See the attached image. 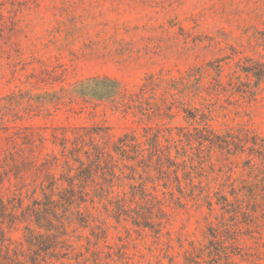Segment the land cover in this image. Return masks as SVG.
Returning <instances> with one entry per match:
<instances>
[{"label": "rangeland", "instance_id": "374dc122", "mask_svg": "<svg viewBox=\"0 0 264 264\" xmlns=\"http://www.w3.org/2000/svg\"><path fill=\"white\" fill-rule=\"evenodd\" d=\"M257 70H264V0H0V98L13 94L21 117L2 109L8 130L0 135L9 139L0 140V171L7 154L39 164L54 157L50 173L64 176L66 165L77 167L70 142L85 128L102 130L94 141L109 147L116 176L106 175L107 185L98 170L85 202L50 216L66 227L55 242L30 245L26 227L45 234L30 220L5 226L18 263L264 264V163L247 149L250 138L264 147ZM96 77L118 82L125 96H69ZM28 104L38 109L24 111ZM28 132L33 139L23 137ZM125 135L136 147L115 152ZM245 137L243 152L204 140ZM13 173L0 197L21 199L17 215L44 202V169L25 175L20 191Z\"/></svg>", "mask_w": 264, "mask_h": 264}, {"label": "trees", "instance_id": "16d2710c", "mask_svg": "<svg viewBox=\"0 0 264 264\" xmlns=\"http://www.w3.org/2000/svg\"><path fill=\"white\" fill-rule=\"evenodd\" d=\"M252 76L256 79V86L264 80V70L262 71H254L251 73ZM62 93H65V90H61ZM73 93V94H72ZM71 95L80 94L84 97L85 100L88 99V96H94L99 98H108V99H116L118 97H124L125 93L118 82L114 80H110L107 77L104 78H92L89 79L87 84H80L76 87L71 93ZM19 97L22 94L18 95ZM48 94H44V96H37V102L39 99L45 100V97ZM51 99V98H50ZM59 99V98H57ZM1 100L7 101V104L0 105V119L2 120L4 117V113L2 109H7L12 113V117L14 120H20L21 117L18 115L17 112H12V104H16L19 106L20 103L14 100V96L9 95L4 98H0ZM32 100L31 96H28V101ZM50 101V100H49ZM43 101L42 103H44ZM34 109H38L37 106H33V104H28L24 111L32 112ZM26 112V113H27ZM25 131H31V128L25 127L22 128ZM8 130L7 127L0 124V132ZM19 130V129H18ZM77 136L74 138L72 142H70V149L69 154L72 156V161L74 164H77V167L73 169L70 165L67 166V173L64 176H60L58 179L55 178L53 173H50V170L54 163L57 161L56 158L53 157V161H44L43 163H38L36 160L28 161L25 158L21 157L20 155L18 158L20 159L19 162L12 155H5L3 158V162L7 166V169H3L0 171V184L3 183L6 174L10 171H14L13 178L17 181L15 184L16 190L20 191L26 185L24 183V176L27 175L29 172H34L33 176L37 177L36 175L38 172H41L43 169L46 171V174L43 176V184H41L42 194L44 196V202L41 203L39 201H33L32 206H26L21 210L20 214L17 215L13 210L14 209H21V199H16L15 204L7 202L5 203L3 199L0 197V264H19L18 259L15 256V251L17 247L14 249L11 248L12 241L10 238L6 236L5 226L8 228L13 227L16 222H26L31 221L33 222L38 229L43 230L45 234H41L40 232L35 235L29 228H25L28 231L29 238L27 242L33 246H39L38 239L42 237H46L47 239L53 240L55 242L60 236L66 235V227L65 223L61 218L58 219H50L55 218L53 217L56 214V211L61 209L63 214L67 212V208L75 205V208H78L79 205L85 202V196H87L84 192L85 188L89 186V183H93V179L98 174V170L100 171L101 179L107 185L112 183L111 179L116 178L115 173L112 171L113 167L110 162H107L110 155L108 153L109 147L104 144L103 146L97 144L94 141V136L98 135L99 132H102L101 129H91L86 130L85 128L78 129ZM33 134L26 133L23 135L26 139H33ZM9 137H2L0 135V140H8ZM129 139V140H127ZM44 138L39 137L38 141L40 144L43 143ZM87 140V142H86ZM205 141L209 142L210 147H216L220 149H226L228 152L229 146H233L235 150L239 152H243L245 149V145L251 140L252 147L247 148L250 154L256 155L257 159H260L262 163H264V147L260 146L259 148H255L257 143L255 139L245 137L243 140L238 139L237 142L232 141V143H228L226 141H221L220 143L213 142L211 139H204ZM132 138H128L126 135L118 140L116 145H113V150L115 152H124V148L129 147H136L132 143ZM33 142V140H32ZM67 143L69 141L67 139H63L60 143L61 148L63 150L66 149ZM228 148V149H227ZM11 163V167L10 164ZM105 163V168H101L100 164ZM42 167V169L40 168ZM2 168V167H0ZM74 171L73 174L71 172ZM106 175L110 176L111 179H106ZM38 178V177H37ZM9 181V179H8ZM62 182L66 184V188H59L57 183ZM110 187V186H109ZM54 189L58 191V200H53L51 197L53 196ZM44 190H48V193H45ZM108 193V192H107ZM141 195L146 198L147 195L144 192H141ZM150 200L146 199L147 204L151 205ZM9 204H12L11 207H8ZM158 213H161L160 209H157ZM77 215L79 216V221H82L84 217L83 214L77 211ZM146 222L145 219H143ZM136 224V223H134ZM147 224V223H146ZM49 232H54V234H49ZM219 233L216 230L212 231V237L215 239ZM41 245V243H40ZM40 249V248H39ZM13 254V255H12Z\"/></svg>", "mask_w": 264, "mask_h": 264}]
</instances>
